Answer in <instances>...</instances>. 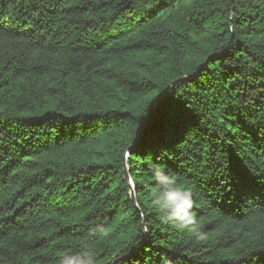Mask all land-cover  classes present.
<instances>
[{
  "label": "trees",
  "instance_id": "trees-1",
  "mask_svg": "<svg viewBox=\"0 0 264 264\" xmlns=\"http://www.w3.org/2000/svg\"><path fill=\"white\" fill-rule=\"evenodd\" d=\"M156 168L199 235L161 221ZM85 248L264 264V0H0V264Z\"/></svg>",
  "mask_w": 264,
  "mask_h": 264
},
{
  "label": "clouds",
  "instance_id": "clouds-1",
  "mask_svg": "<svg viewBox=\"0 0 264 264\" xmlns=\"http://www.w3.org/2000/svg\"><path fill=\"white\" fill-rule=\"evenodd\" d=\"M154 179L157 189L152 198V206L159 213L161 221L171 223L177 228L191 230L193 235H199L195 227L196 218L192 212L191 192L181 187L177 178L162 168L154 170ZM60 264H94V256L91 249L85 248L64 255Z\"/></svg>",
  "mask_w": 264,
  "mask_h": 264
},
{
  "label": "water",
  "instance_id": "water-1",
  "mask_svg": "<svg viewBox=\"0 0 264 264\" xmlns=\"http://www.w3.org/2000/svg\"><path fill=\"white\" fill-rule=\"evenodd\" d=\"M152 118H153V114H152V117H151V119H150V122L152 121ZM124 173H125V178L128 180L129 183H131V182H130V179H129V176H128V171H127L126 167H125ZM130 196H131V197L134 196V192H133V187H132V186H131V188H130Z\"/></svg>",
  "mask_w": 264,
  "mask_h": 264
},
{
  "label": "snow or ice",
  "instance_id": "snow-or-ice-1",
  "mask_svg": "<svg viewBox=\"0 0 264 264\" xmlns=\"http://www.w3.org/2000/svg\"><path fill=\"white\" fill-rule=\"evenodd\" d=\"M133 148H135V141L133 142ZM130 151L132 150V149H129Z\"/></svg>",
  "mask_w": 264,
  "mask_h": 264
}]
</instances>
